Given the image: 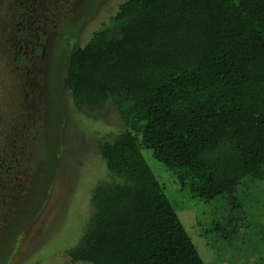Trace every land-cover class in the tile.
<instances>
[{
  "label": "trees",
  "instance_id": "trees-1",
  "mask_svg": "<svg viewBox=\"0 0 264 264\" xmlns=\"http://www.w3.org/2000/svg\"><path fill=\"white\" fill-rule=\"evenodd\" d=\"M65 75L77 110L110 105L126 128L100 147L119 183L94 189L88 226L68 255L88 264H205L147 160L198 204L225 200L237 211L260 190L264 0H127L71 54ZM58 148L40 195L58 170ZM243 227L232 213L206 233L231 242Z\"/></svg>",
  "mask_w": 264,
  "mask_h": 264
},
{
  "label": "rangeland",
  "instance_id": "rangeland-1",
  "mask_svg": "<svg viewBox=\"0 0 264 264\" xmlns=\"http://www.w3.org/2000/svg\"><path fill=\"white\" fill-rule=\"evenodd\" d=\"M126 1L103 0L97 18L82 34L79 47H85L96 32L110 24L119 6ZM2 58L0 53V118L2 127L9 125L10 128L2 132L0 141L8 137L13 139L20 132L24 134L22 127L15 131L13 128L25 121L20 113L21 91L15 92V81ZM61 102L64 125L58 170L43 210L17 240L8 264H88L74 262L68 251L78 245L86 231L94 189L102 182L119 183V179L107 170L100 152L103 144L112 143L126 131L112 106L82 113L76 109L67 88ZM9 143L4 145L11 147V141ZM17 146L26 147L24 142ZM147 163L176 207L180 222L205 264H264V182L255 183L260 190L255 189V195L241 198V205L238 204V210L234 211L229 205L228 208L225 200L204 205L180 197L177 180L150 157ZM232 213L246 226L234 241L225 242L206 233L209 222Z\"/></svg>",
  "mask_w": 264,
  "mask_h": 264
},
{
  "label": "flooded vegetation",
  "instance_id": "flooded-vegetation-1",
  "mask_svg": "<svg viewBox=\"0 0 264 264\" xmlns=\"http://www.w3.org/2000/svg\"><path fill=\"white\" fill-rule=\"evenodd\" d=\"M102 1L0 0L1 60L10 68L15 92L21 91L25 117L13 128L22 127L24 134L0 141V264L9 263L17 240L48 199L55 177L44 195L40 178L54 145L59 160L67 64L73 52L84 48L79 47L82 34L97 18ZM1 121L0 138L10 128ZM10 141L11 147L4 145ZM23 142L26 147L18 148Z\"/></svg>",
  "mask_w": 264,
  "mask_h": 264
}]
</instances>
